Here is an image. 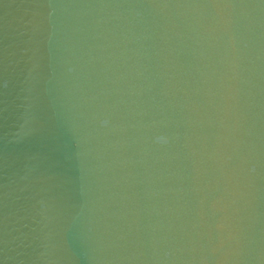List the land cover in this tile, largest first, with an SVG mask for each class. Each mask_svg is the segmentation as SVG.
<instances>
[{
    "label": "water",
    "instance_id": "water-1",
    "mask_svg": "<svg viewBox=\"0 0 264 264\" xmlns=\"http://www.w3.org/2000/svg\"><path fill=\"white\" fill-rule=\"evenodd\" d=\"M0 264H264V0H0Z\"/></svg>",
    "mask_w": 264,
    "mask_h": 264
}]
</instances>
